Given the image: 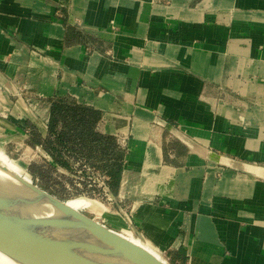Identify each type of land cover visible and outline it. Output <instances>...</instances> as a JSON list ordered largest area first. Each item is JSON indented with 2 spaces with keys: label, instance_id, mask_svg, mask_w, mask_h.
Listing matches in <instances>:
<instances>
[{
  "label": "crops",
  "instance_id": "1",
  "mask_svg": "<svg viewBox=\"0 0 264 264\" xmlns=\"http://www.w3.org/2000/svg\"><path fill=\"white\" fill-rule=\"evenodd\" d=\"M60 95L127 148L108 211L128 231L99 222L172 263L264 264V0H0V144L21 172Z\"/></svg>",
  "mask_w": 264,
  "mask_h": 264
},
{
  "label": "trees",
  "instance_id": "2",
  "mask_svg": "<svg viewBox=\"0 0 264 264\" xmlns=\"http://www.w3.org/2000/svg\"><path fill=\"white\" fill-rule=\"evenodd\" d=\"M100 117L94 107L70 95L56 97L47 135L43 136L32 124L28 126L29 146L40 148L47 155L30 164L32 181L63 201L75 199L81 193L101 197L104 189L95 183V171L105 163L110 177L107 187L117 198L127 153L112 137L96 132ZM78 185L86 187L85 192L79 191Z\"/></svg>",
  "mask_w": 264,
  "mask_h": 264
},
{
  "label": "bare ground",
  "instance_id": "3",
  "mask_svg": "<svg viewBox=\"0 0 264 264\" xmlns=\"http://www.w3.org/2000/svg\"><path fill=\"white\" fill-rule=\"evenodd\" d=\"M8 158L9 157L5 153L0 152V170L14 173L11 168L7 167L2 162V159L6 160ZM25 166L26 165H24V167ZM19 176L25 178L23 175ZM0 195H3V198L0 197V199L6 203L12 205L16 204L21 209L32 210H30L29 213L32 223L28 222V224L33 227V232L36 235L45 239L51 237L71 251L87 258L94 259L100 262V264H145L143 261L133 258L134 249L129 244L116 242L103 236L92 237L89 227H84L79 223L69 221L64 217V213L59 207L51 203H46L41 197L25 187L12 182L5 183V185L0 187ZM62 202H64V206L68 210L76 214L82 213L80 210L81 206L88 203L95 207V209L102 210V214L106 215L107 220L113 225L128 231L125 221L120 216L112 215L106 211L103 203L88 198L82 200H62ZM25 225L28 227L27 224ZM130 239L133 240V245L142 252L149 263L155 262V259H152L153 257H161L155 249L146 248L135 238L131 237ZM159 262L160 261H157L156 264H159ZM0 264L17 263L0 253Z\"/></svg>",
  "mask_w": 264,
  "mask_h": 264
},
{
  "label": "water",
  "instance_id": "4",
  "mask_svg": "<svg viewBox=\"0 0 264 264\" xmlns=\"http://www.w3.org/2000/svg\"><path fill=\"white\" fill-rule=\"evenodd\" d=\"M28 179L19 176L17 173L0 170V187L9 182L25 187L41 197L46 203L59 207L63 211L64 217L69 221L89 227L92 237L103 236L116 242L129 244L134 249L133 258L143 261L145 264H156L157 261H160L159 264H168L166 259L161 257H159L160 259L153 257L152 259H155V262L149 263L142 252L133 245V240L129 237L109 228L83 212L78 214L71 212L64 206L62 200ZM0 197L3 198V195H0ZM30 210L21 209L16 204L12 205L0 199V253L17 264H100L94 259L71 251L51 237L45 239L36 235L33 232V227L28 224V222L32 223L29 215Z\"/></svg>",
  "mask_w": 264,
  "mask_h": 264
},
{
  "label": "rangeland",
  "instance_id": "5",
  "mask_svg": "<svg viewBox=\"0 0 264 264\" xmlns=\"http://www.w3.org/2000/svg\"><path fill=\"white\" fill-rule=\"evenodd\" d=\"M122 149H124L125 151H126V153H127V148L126 147H124V148H122ZM4 151L8 154L10 151L7 149V148H5L4 149ZM9 151V152H8ZM11 154H12V152H10ZM9 153V154H10ZM8 154V155H9ZM9 155L11 158L13 157L14 159H16V157L14 156V155ZM35 161V160H34ZM18 166V165H17ZM30 167V166H29ZM18 169H19V167H18ZM107 169H108V167H107V165L105 164V163H101V165H100V167H99V169H97L96 171H95V173H96V176H95V183H97V185L101 188V189H104V190H102L103 192L101 193V197H94V196H86L85 195V193H81V194H78V197H76L75 199H80V198H83V197H86V198H89V199H92V200H96L97 202H100V203H103V205L105 206V209L107 208V211H108V209L109 210H111L112 212H115V213H118V212H116L115 211V207H109L108 205H113V200H114V198H113V195H111V193L109 192L110 191V189L107 187V182H109V175L107 174ZM20 170V169H19ZM21 171V170H20ZM105 171V172H104ZM23 175H28L29 174V168H28V171H26V172H21ZM28 177L30 178V180H32V178H31V175L29 174L28 175ZM79 187H77L78 189H79V191H82V192H85L84 191V189H86V187H82L81 185H78ZM69 189L70 190H72L73 191V187H69ZM106 193H105V192ZM80 195V196H79ZM92 197V198H91ZM81 212H83L84 214H86V215H88V216H90L91 218H94V219H97V218H100V219H97V220H100L101 222H103L102 220H101V218H102V216H104V214H102V210H100V209H95V207H93L92 205H90V206H85V207H83V206H81ZM121 210H123V212L121 211ZM109 212V211H108ZM119 212H121V214H123V215H125V216H127V214L129 215L130 213V211L128 210V212H127V210L126 209H119ZM120 214V215H121ZM123 217V216H122ZM103 220H105V218H102ZM106 221V220H105ZM143 246H145L146 248H148V246L147 245H144V244H142ZM149 248H152V247H149ZM158 253H159V255L161 256V258L162 259H166V261H167V263L168 264H171V261L169 260V259H167V257H165V256H163L158 250H156ZM174 264H176V263H174Z\"/></svg>",
  "mask_w": 264,
  "mask_h": 264
},
{
  "label": "built area",
  "instance_id": "6",
  "mask_svg": "<svg viewBox=\"0 0 264 264\" xmlns=\"http://www.w3.org/2000/svg\"><path fill=\"white\" fill-rule=\"evenodd\" d=\"M4 149H5V147L3 146V145H1L0 144V152H3V153H5L9 158L8 159H6V160H4V159H2V162L4 163V165H6L7 167H9V168H11L12 170H13V172L14 173H17V174H19V175H23L22 173H21V171L18 169V163L16 162V159H14L13 157L11 158L9 155L11 154L9 151V155L4 151ZM11 155H13V154H11ZM105 172V171H104ZM29 175V174H28ZM28 175L26 174V175H23L24 177H26V178H29L28 177ZM30 179V178H29ZM84 198H86V197H83V198H80L79 200H82V199H84ZM89 199V198H88ZM95 201V200H94ZM85 206H90V204H88V203H86L85 205H83V207H85Z\"/></svg>",
  "mask_w": 264,
  "mask_h": 264
}]
</instances>
